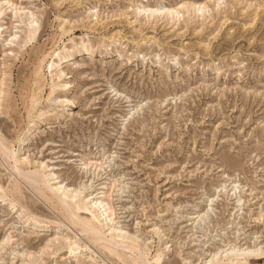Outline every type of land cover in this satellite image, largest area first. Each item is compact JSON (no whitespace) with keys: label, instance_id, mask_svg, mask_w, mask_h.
Returning a JSON list of instances; mask_svg holds the SVG:
<instances>
[{"label":"rangeland","instance_id":"374dc122","mask_svg":"<svg viewBox=\"0 0 264 264\" xmlns=\"http://www.w3.org/2000/svg\"><path fill=\"white\" fill-rule=\"evenodd\" d=\"M11 2L0 264H218L264 249V0ZM69 54L59 78L51 63Z\"/></svg>","mask_w":264,"mask_h":264},{"label":"bare ground","instance_id":"6f19581e","mask_svg":"<svg viewBox=\"0 0 264 264\" xmlns=\"http://www.w3.org/2000/svg\"><path fill=\"white\" fill-rule=\"evenodd\" d=\"M5 4L8 6V8H10V7H13L14 6V4L11 2V0H6V2H4V3H2V4H0V16L1 15H3L4 13H5ZM190 5H192L191 6V8L194 10V12L195 11H199V10H202L203 8H204V5H202V4H190ZM184 7H186L184 4H182L181 6H180V8L179 9H182V8H184ZM179 9H171V10H166L168 13H170V14H178L179 13ZM148 11L150 12V13H152L153 11H155L154 9H148ZM187 11H189L188 9H187ZM191 11V10H190ZM171 16H173V15H171ZM32 32H33V30H30L29 31V33H28V36L26 37V42H29V41H31V37H32ZM88 50V49H87ZM86 51V50H85ZM72 56V54H69V55H61V56H58V58L56 59V61H55V63H51V66H50V68H59V70H58V73H57V77H62L63 75H65L64 74V72L62 71V69L60 68L61 66H63V64L66 62V61H68V59L70 58ZM118 60V59H117ZM68 63V62H67ZM70 84L69 83H67V82H65V83H63L62 85H61V87L62 88H64L63 90H66L67 88H68V86H69ZM0 94H1V92H0ZM1 148L4 150V152H5V146L3 145V144H1ZM20 150V149H19ZM7 151V150H6ZM12 159H13V162L17 165V164H20V159L17 157V154L16 155H14L13 157H12ZM0 190H2V189H0ZM63 189H61V188H55L54 189V193L55 194H57L58 195V193H60L61 191H62ZM62 193H64V191L62 192ZM4 194L6 195V193L4 192ZM5 195H3V196H5ZM99 208V207H98ZM92 211V210H91ZM90 211V212H91ZM96 212L97 211H95L94 212V214H92V215H94L93 217L95 218V219H98L99 217L100 218H102V216H103V214H101V215H97L96 214ZM105 216V215H104ZM99 218V219H100ZM92 220V219H91ZM101 221V220H100ZM102 221H106V218H103L102 219ZM97 222V221H96ZM107 222V221H106ZM106 224V223H105ZM101 226H102V224H100ZM105 226V225H104ZM88 229H89V232H95L94 230H93V228L90 226V225H88ZM114 229V228H113ZM110 230V229H109ZM107 231V230H106ZM122 233V232H121ZM117 233H115V235H116ZM111 236H110V238L109 239H107L110 243H112L113 244V247L116 245V247H118V246H120V244H118V240H116L115 239V236L114 235H112V234H110ZM105 236V235H104ZM66 239V238H65ZM104 240H106V236L104 237ZM120 243V242H119ZM118 245V246H117ZM69 249L73 252V250L74 249H76L77 248V244L75 243V242H72L69 246ZM122 250V249H121ZM125 250H128V251H131V250H129V249H127V248H125ZM75 251H77V250H75ZM74 251V252H75ZM132 252V251H131ZM77 253V252H76ZM139 253V252H138ZM236 254H237V256H236ZM233 255H235L236 257H234L233 259H230V256H231V253H225V255L224 256H222V259L221 260H219V261H217L218 262V264H260V261L264 258V249H263V247H260V248H251V247H248V248H245V249H242V250H238V251H236ZM216 255H214L213 257H212V260L214 259V257H215ZM212 260L211 261H209V262H207V264H212Z\"/></svg>","mask_w":264,"mask_h":264},{"label":"crops","instance_id":"0c3cea01","mask_svg":"<svg viewBox=\"0 0 264 264\" xmlns=\"http://www.w3.org/2000/svg\"><path fill=\"white\" fill-rule=\"evenodd\" d=\"M260 263H262V262L260 261Z\"/></svg>","mask_w":264,"mask_h":264}]
</instances>
